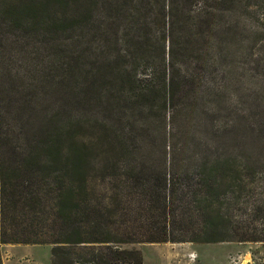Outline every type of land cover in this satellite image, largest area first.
<instances>
[{"label":"trees","instance_id":"obj_1","mask_svg":"<svg viewBox=\"0 0 264 264\" xmlns=\"http://www.w3.org/2000/svg\"><path fill=\"white\" fill-rule=\"evenodd\" d=\"M0 92V246L142 264L120 245L240 243L264 264V0H0Z\"/></svg>","mask_w":264,"mask_h":264},{"label":"rangeland","instance_id":"obj_2","mask_svg":"<svg viewBox=\"0 0 264 264\" xmlns=\"http://www.w3.org/2000/svg\"><path fill=\"white\" fill-rule=\"evenodd\" d=\"M10 119L9 100L0 92V132L2 121L6 125ZM120 248L137 250L142 264H253L261 256L259 245L240 243L123 244ZM0 256L2 264H51L48 245L4 244Z\"/></svg>","mask_w":264,"mask_h":264},{"label":"bare ground","instance_id":"obj_3","mask_svg":"<svg viewBox=\"0 0 264 264\" xmlns=\"http://www.w3.org/2000/svg\"><path fill=\"white\" fill-rule=\"evenodd\" d=\"M191 257V256H190Z\"/></svg>","mask_w":264,"mask_h":264}]
</instances>
